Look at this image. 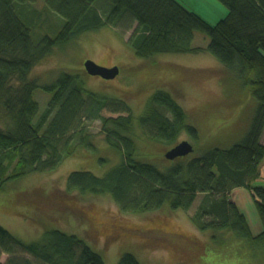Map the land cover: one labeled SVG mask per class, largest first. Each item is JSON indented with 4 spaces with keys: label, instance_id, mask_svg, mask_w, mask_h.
<instances>
[{
    "label": "trees",
    "instance_id": "16d2710c",
    "mask_svg": "<svg viewBox=\"0 0 264 264\" xmlns=\"http://www.w3.org/2000/svg\"><path fill=\"white\" fill-rule=\"evenodd\" d=\"M220 1L229 14L211 24L178 0H46V8L61 16L63 25L56 36L45 35L34 42L32 23L24 13L28 0H0V192L33 172L58 168L77 156L79 147L96 150L86 121L100 120L120 162L104 176L72 172L65 191L68 199L109 194L122 212L138 214L167 204L172 210L188 211L202 195L191 217L195 226L232 233L235 247L230 250L248 254L250 264H264V187H252L264 160V0ZM123 23L127 29L135 24L127 43L142 59L208 52L231 68L257 102L242 138L228 148L213 147L192 158L169 160L167 150L178 144L183 133L199 139L186 110L169 92L156 91L146 111L136 117L127 101L87 90L77 72H62L43 87L31 77L33 68L54 48ZM196 32L209 37L207 47L193 46ZM83 73L87 74L85 68ZM40 88L53 94L42 114L34 97ZM104 109L119 116L105 117ZM137 126L143 130L142 137L135 132ZM240 187L249 188L256 202L263 225L258 234L229 199ZM21 193L0 204V209L35 222L41 219L45 229L40 239L27 243L0 225V264H107L84 239L51 226L34 211L67 208L57 201L60 197L43 192L21 197ZM17 203L33 213L9 210ZM4 254L9 256L5 262ZM117 264L142 263L125 253Z\"/></svg>",
    "mask_w": 264,
    "mask_h": 264
},
{
    "label": "rangeland",
    "instance_id": "374dc122",
    "mask_svg": "<svg viewBox=\"0 0 264 264\" xmlns=\"http://www.w3.org/2000/svg\"><path fill=\"white\" fill-rule=\"evenodd\" d=\"M182 1L189 10L213 24L217 23L216 17H221V8H227L220 0ZM27 4L28 10L24 13L32 23L33 41L38 42L45 35L56 36L62 28L63 18L46 8V0H28ZM125 25L123 23L117 28L104 27L87 32L63 48H54L33 68L31 77L43 87L53 83L62 72H77L83 76L87 90L110 100L127 101L136 117L146 111L148 100L156 91L169 92L186 110L188 122L199 131L198 140L187 132L178 140V143L189 141L194 145V151L188 158L206 149L228 148L238 142L252 119L257 103L239 76L236 77L231 68L208 52L164 53L142 59L135 55L127 43L135 24L132 29H127L128 25ZM209 42L205 34L195 33L193 46L207 47ZM89 59L104 67L118 66L119 76L106 80L84 74V62ZM52 96L43 88L36 90L34 97L39 103L41 114L48 107ZM208 104L207 108L196 111V108ZM102 114L108 118L119 116L109 109H104ZM86 124L96 150L79 147L78 155L66 159L58 168L33 172L9 183L0 192V204L21 192H24L20 194L21 197L31 193L38 197L40 192L60 197L57 201H62V205L67 208L58 210L56 207H44L34 211L51 226L84 239L94 251L103 256L107 264H117L125 253L132 254L142 264L251 263L248 254L242 250H230L235 247L231 244L234 240L232 233L201 231L195 226L191 217L202 195L198 196L188 211L172 210L167 204L161 209L138 214L122 212L109 194H88L68 199L65 191L72 172L90 171L97 176H104L120 162L116 150L106 141L102 122L86 121ZM135 132L141 137L144 134L138 126ZM252 187H258V184L253 182ZM229 199L246 216L252 232L260 233L263 225L251 190L246 187L234 189ZM12 209L33 213L18 203L9 210ZM36 220L38 222L20 213L0 209V225L27 243L40 239L44 232L41 219ZM8 258L4 254L1 260L5 262Z\"/></svg>",
    "mask_w": 264,
    "mask_h": 264
},
{
    "label": "water",
    "instance_id": "95a60500",
    "mask_svg": "<svg viewBox=\"0 0 264 264\" xmlns=\"http://www.w3.org/2000/svg\"><path fill=\"white\" fill-rule=\"evenodd\" d=\"M84 68L87 74L101 77L106 80H113L120 74V68L118 66L104 67L90 59L84 62ZM193 151L194 145L192 143L189 141H182L166 152V158L175 160L177 158L187 157Z\"/></svg>",
    "mask_w": 264,
    "mask_h": 264
},
{
    "label": "crops",
    "instance_id": "0c3cea01",
    "mask_svg": "<svg viewBox=\"0 0 264 264\" xmlns=\"http://www.w3.org/2000/svg\"><path fill=\"white\" fill-rule=\"evenodd\" d=\"M181 4H183L187 9L188 7L185 5V3L182 0H178ZM192 11V10H191ZM195 12V11H194ZM198 14V13H197ZM229 14V10L227 8H221V12H220V16L221 17H216V21L218 22L221 19L225 18L227 15ZM202 17V16H201ZM220 18V19H218ZM206 20V19H205ZM218 20V21H217ZM207 21V20H206ZM209 22V21H208ZM211 23V22H209ZM213 24V23H211ZM261 142L264 145V132L261 138ZM256 184H258L259 187H264V160L262 161L261 165H260V176L259 178L256 180Z\"/></svg>",
    "mask_w": 264,
    "mask_h": 264
}]
</instances>
